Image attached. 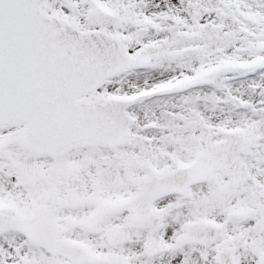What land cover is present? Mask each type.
Wrapping results in <instances>:
<instances>
[{
    "label": "snow or ice",
    "instance_id": "snow-or-ice-1",
    "mask_svg": "<svg viewBox=\"0 0 264 264\" xmlns=\"http://www.w3.org/2000/svg\"><path fill=\"white\" fill-rule=\"evenodd\" d=\"M0 264H264V0H0Z\"/></svg>",
    "mask_w": 264,
    "mask_h": 264
}]
</instances>
